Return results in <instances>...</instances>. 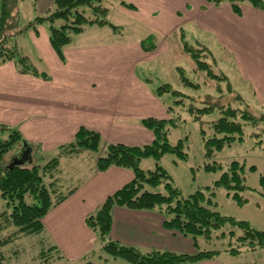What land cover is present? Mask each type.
Wrapping results in <instances>:
<instances>
[{"label": "rangeland", "instance_id": "374dc122", "mask_svg": "<svg viewBox=\"0 0 264 264\" xmlns=\"http://www.w3.org/2000/svg\"><path fill=\"white\" fill-rule=\"evenodd\" d=\"M1 1L0 21L2 16ZM21 1L18 3L19 22L21 27H25L31 20L34 22L36 19L33 7L34 0H25V3ZM123 1L131 4L133 8L123 5ZM168 1L169 4L166 7L170 9V12L166 15L162 8L164 0H160L161 10L156 14L147 10L144 11L141 7L138 12V7L129 0H111V4L107 3L110 9L108 20L111 24L120 27V30L116 32L110 26L96 28L90 25L86 28L84 35H89L90 39L104 38L110 41L132 42L140 39L142 42L145 41L147 48L153 45L156 46L152 51L144 48L145 52H156L158 50L159 52L150 61H141L139 72L141 73L140 80L151 90L162 108L147 110V112L151 111L150 116L153 118L167 121L165 128L170 145L177 146L182 143L181 149L186 154L182 157L177 153H166L160 160V166L168 172L171 181L179 189L182 196L187 197L200 191L207 195L214 193L212 197L214 202L218 204L216 210L220 214L232 217L237 221H245L249 223L251 228L264 231V187L261 182L262 177H264V98L262 96L264 94L260 93L264 89V11H258L262 13L256 16L254 10H257L249 4H244L242 13L238 14L233 11L232 7L224 9V6H226L224 5L217 7L219 9L217 15H211L209 18L205 15L207 19L203 23L199 17H196L197 19L191 17V12L195 7L194 0H186L182 4L175 3L173 6L172 0ZM203 1L206 4L200 6L202 12L208 10V5L214 6L206 0ZM151 17L158 19H152ZM41 25H44L42 27H46L49 32L50 24L48 21H43L37 26L40 33ZM236 26H243L244 29L251 28L258 35L248 43V47L255 44V49L258 50L256 56L248 57L236 43L224 38L226 34L236 33L238 31L235 28ZM97 29H106V32ZM220 30L225 33L224 37L219 32ZM75 39H77V35L73 36L72 41ZM11 44L29 54L32 65L37 70L40 69L42 63L39 58L41 54L31 41L29 33L26 38H23L22 35L13 37ZM233 44L238 52L234 50ZM185 45L197 53L202 62L208 63L203 65L205 68L197 67L195 60L185 51ZM240 65L246 66L243 68L251 75L257 76L256 79L260 78L263 81L261 84L262 89H258L257 85L242 74ZM166 84L171 85V90L176 92L163 89L159 95V88L165 87ZM205 108H210V110H203ZM232 111L237 113V116L230 117L234 114ZM224 113L229 120L233 118L234 121L243 124V134H235L236 136H242L243 140L237 139L230 145H226L220 150H212L209 153L204 138L214 137L213 125L225 116ZM244 113H249L252 117H255L257 122L241 116ZM150 116L147 117L151 118ZM138 125L137 128L127 125L107 127L112 132H105L104 129H101V132L95 131L101 136L102 151L104 152L109 144H120L115 142V135L117 138L120 137L127 146L143 147L152 144L155 140L153 131L146 127L143 122L138 123ZM140 126L148 132H152L154 135L153 142L149 139L150 134L143 128L141 129ZM7 127L19 131L18 128L11 125ZM87 129L93 131V127ZM9 132H4L5 135L1 136L6 138ZM219 136L221 137L223 134ZM36 153L38 156L35 159L36 162H34L43 165L57 157L60 151L57 153L46 152L41 147L37 149ZM20 154L18 150L10 152L6 155V163H11L12 159L20 156ZM97 154H100V152L87 151V154L78 160L84 161L85 168H90L96 164ZM62 161L71 160L65 158ZM234 162H237L243 168V171L239 170V172L245 178L244 185L246 188L243 191L235 188L216 189V182L225 173H231V165ZM140 167L144 171H154L157 162L153 157H148L141 161ZM65 168L66 166L63 169ZM69 169L72 171L71 174H79V172L75 173V168ZM152 191L165 193L163 185L153 188ZM235 192H240L245 203L239 205L233 199ZM4 209L5 201L0 197V213ZM233 230L237 234L240 233L237 227H231L227 224L218 230L211 240H205L200 236L197 239L198 247L195 246L193 237L189 236L188 238L192 241L193 252L178 254H196L204 250L223 251L229 249L228 244L233 240L228 232ZM224 232L225 235L222 234ZM11 233L12 231H7L4 236L1 235V238L9 236ZM44 236L48 237L24 236L5 248L8 252L16 251L18 253H12L16 255H13L9 264H37V262H34L38 254L45 248L55 246L49 242V234H44ZM100 243L95 245V255H93L94 253L90 256L86 255L83 260L88 259V261H95L99 264L114 263L115 261L110 259L103 251L102 241ZM60 251L65 259L62 258L61 261L55 264H73L72 260L67 259L66 251ZM243 253L245 254L242 255H249L247 252ZM225 255L223 254L222 257L225 262L235 264H252L259 261L258 259L251 260L250 256L232 260L228 258V255L224 258ZM117 261L130 264L121 259Z\"/></svg>", "mask_w": 264, "mask_h": 264}, {"label": "crops", "instance_id": "0c3cea01", "mask_svg": "<svg viewBox=\"0 0 264 264\" xmlns=\"http://www.w3.org/2000/svg\"><path fill=\"white\" fill-rule=\"evenodd\" d=\"M129 1L138 7V12L140 7L154 14L161 10L160 0ZM184 2L186 0H172V6ZM53 3L54 0L34 2L36 18L47 17ZM193 3L195 7L191 17H199L203 23L207 19L205 15L209 18L211 15H217L219 10L215 6L208 5V10L202 12L200 6L206 4L205 1L194 0ZM168 4V0L162 2L166 15L170 12L166 7ZM228 7L230 6L226 5L224 9ZM258 11L254 10L256 16L262 13ZM42 26L44 25L40 27L41 33L37 29H31L22 36L26 38L29 33L31 41L41 54L39 59L42 64L38 71L41 74L45 73L48 78L29 73L23 74L13 61L0 66V125L18 128L26 144L31 147L33 156H38L36 151L41 147L46 152L57 153L61 147L74 141L81 128L93 127V131L97 132L101 129L112 132L110 128L114 125L137 128L138 123L151 115V111L147 112V110L162 108L151 90L140 80L139 72L141 61H150L158 55L159 50L145 52L140 39L132 42L110 41L104 38L90 39L89 35H84V31L77 34V39L64 49V60H62L51 45L48 29ZM235 28L238 31L226 34V37L223 30L219 32L228 41L236 43L248 57L256 56L258 50L255 49V44L248 47V43L258 36L255 31L251 28L244 29L243 26ZM97 30L106 32V29ZM233 46L235 47L234 44ZM234 50L238 52L236 47ZM21 51L30 57L24 50ZM243 67L246 66L240 65L242 74L257 85L258 89L261 88L263 81L260 78L256 79L257 76L251 75ZM260 93L264 94V89ZM262 96L264 98V95ZM148 133L149 139L153 142L154 135L150 131ZM114 137L115 142L124 144L120 137L117 138L116 135ZM132 142L134 143L133 140ZM85 154L87 152L76 156H61L56 173L60 179L61 189L69 194L66 200L52 209L43 220L46 234H49V242L57 245L58 249L65 250L67 259L72 260L73 264L89 262L88 259H83L86 255L90 256L93 253L95 255V245L101 244L98 233L87 225V218L95 213L109 196L129 184L134 178L131 170L115 166L99 172L97 160L94 166L85 168L84 161L78 160ZM65 158L71 161H62ZM69 168H75V173L79 172V174H71ZM112 219L110 237L125 246L136 248L143 254L152 251L193 252L189 236L166 228V215L160 211H139L116 206L112 211ZM260 250L247 252L249 255H242L245 253L232 255L223 252L215 258L195 264H235L225 262L222 258L223 254H226L224 258L228 255L232 260L250 256L251 260H259L252 264H264V249ZM63 259H65L64 255ZM117 260L112 264H125ZM59 261L61 260L51 264Z\"/></svg>", "mask_w": 264, "mask_h": 264}, {"label": "trees", "instance_id": "16d2710c", "mask_svg": "<svg viewBox=\"0 0 264 264\" xmlns=\"http://www.w3.org/2000/svg\"><path fill=\"white\" fill-rule=\"evenodd\" d=\"M19 1H1L0 66L13 61L23 74L29 73L45 79L48 78L45 73H39L27 55L16 45L11 44L13 37L23 35L31 29H37V26L43 21H48L50 24V42L62 60H64V49L71 44L73 36L84 32L88 26H110L115 31L120 30V27L111 24L108 20L110 9L107 3L111 4V0H54L47 17H37L34 22H30L25 27H21L19 22ZM36 1L34 0V2ZM206 1L216 7L230 5L233 11L238 14L242 13L244 4H249L256 10L264 11V0ZM122 4L133 8L131 4L124 1ZM142 44L145 49L150 51L156 48L155 45L147 48L145 41ZM184 49L195 60L198 68H205L203 65L208 63L202 62L197 53L189 49L187 45L184 46ZM163 89L176 92L171 90V85L166 84L165 87L159 88V95ZM203 110L209 111L210 108ZM232 113L234 114L230 117L237 116L234 111ZM224 115L213 125L214 137L204 138L209 153L212 150H220L237 139L243 140L242 136L235 135L237 133L243 134V124L234 121L233 118L229 120L225 113ZM241 116L257 122L255 117H252L249 113H244ZM166 122V120L156 118L143 120V124L152 130L155 135V140L150 145L133 147L124 144H109L104 152L101 149L100 134L81 128L77 132L74 141L61 147L60 154L48 163L36 164V155L31 154V161H27L21 166H12V164L15 159H22L27 149L23 146V143L26 142L22 134L18 130L0 125V197L5 201V209L0 213V264H9L13 255L18 254L16 251L8 252L5 248L24 236L47 237L44 236L46 234L43 223L44 218L52 209L64 202L69 194V192L61 189L60 179L56 173L60 166V158L63 155L76 156L87 151L100 152V154H97V171L99 172L107 171L115 166L129 169L134 174V178L129 184L109 196L101 207L86 220L87 225L98 233L103 243V251L110 259H121L130 264H195L215 258L223 252L239 255L243 252H255L264 249V231L251 228L249 223L245 221H237L232 217L220 214L216 210L218 204L214 202L212 197L214 193L207 195L200 191L187 197L182 196L179 189L171 181L168 172L160 166V160L166 153H177L182 157L186 156L181 149L182 143L177 146L170 145L165 128ZM4 132H9L6 138L1 136L5 135ZM220 134H223V136L220 137ZM27 147L29 146L27 145ZM14 150H18L21 154L7 164L6 155ZM148 157H153L157 162L154 171H144L140 167L141 161ZM230 170L231 173H225L216 182L215 188H235L243 191L246 188L244 185L245 178L239 172V170L243 171V168L237 162H234ZM261 182L264 187V177H262ZM161 185H163L165 193L152 191L153 188ZM233 199L239 205L245 203L240 192H235ZM116 206L139 211L156 210L164 213L166 215V228L177 231L184 236H192L197 247L198 237L201 236L205 240H211L213 235H216L217 231L227 224L231 227H237L240 233L237 234L234 230L228 232L233 241L229 242V249L223 251L204 250L196 254L152 251L143 254L136 248L125 246L110 237L113 220L112 211ZM7 231H12L11 235L1 238V235L4 236ZM222 234L225 235L226 233ZM62 258L61 251L56 246H51L43 249L34 263L51 264ZM84 264L99 263L89 261Z\"/></svg>", "mask_w": 264, "mask_h": 264}, {"label": "water", "instance_id": "95a60500", "mask_svg": "<svg viewBox=\"0 0 264 264\" xmlns=\"http://www.w3.org/2000/svg\"><path fill=\"white\" fill-rule=\"evenodd\" d=\"M24 147H26L27 149L25 150L22 159H15L12 166H21L24 165L25 162L27 161H31V154H32V149L31 147H27V144L23 145Z\"/></svg>", "mask_w": 264, "mask_h": 264}, {"label": "flooded vegetation", "instance_id": "af4514ba", "mask_svg": "<svg viewBox=\"0 0 264 264\" xmlns=\"http://www.w3.org/2000/svg\"><path fill=\"white\" fill-rule=\"evenodd\" d=\"M23 157V156H22Z\"/></svg>", "mask_w": 264, "mask_h": 264}]
</instances>
